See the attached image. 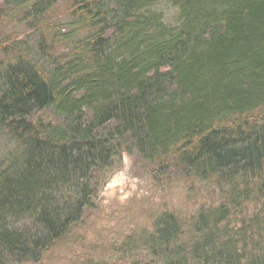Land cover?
Wrapping results in <instances>:
<instances>
[{"label": "trees", "instance_id": "trees-1", "mask_svg": "<svg viewBox=\"0 0 264 264\" xmlns=\"http://www.w3.org/2000/svg\"><path fill=\"white\" fill-rule=\"evenodd\" d=\"M0 139V264L41 263L123 152L216 205L160 213L122 263L264 264V0H0Z\"/></svg>", "mask_w": 264, "mask_h": 264}, {"label": "rangeland", "instance_id": "rangeland-1", "mask_svg": "<svg viewBox=\"0 0 264 264\" xmlns=\"http://www.w3.org/2000/svg\"><path fill=\"white\" fill-rule=\"evenodd\" d=\"M153 8L163 15L164 24L177 25L178 13L170 3L161 1ZM66 10L67 7L58 6L61 19ZM5 30L20 32L11 24H6ZM10 149L9 142L0 139V158ZM177 175L175 173L171 180L152 178L138 157L121 153L101 178L92 200L93 207L85 211L78 226L52 247L39 264H125L113 249L134 232L149 230L157 215L168 210L187 220L200 207L214 203L215 197L202 186L199 188L204 192L194 198L187 190L189 180ZM242 216L243 213L236 211L229 218L230 227L239 226Z\"/></svg>", "mask_w": 264, "mask_h": 264}]
</instances>
